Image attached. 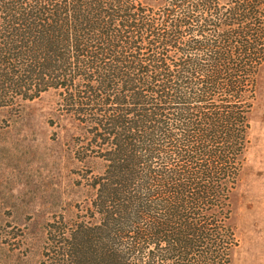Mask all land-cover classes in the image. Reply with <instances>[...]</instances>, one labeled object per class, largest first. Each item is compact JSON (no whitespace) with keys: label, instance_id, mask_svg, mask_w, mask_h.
Here are the masks:
<instances>
[{"label":"trees","instance_id":"16d2710c","mask_svg":"<svg viewBox=\"0 0 264 264\" xmlns=\"http://www.w3.org/2000/svg\"><path fill=\"white\" fill-rule=\"evenodd\" d=\"M263 69L264 0H0V109L52 92L79 129L37 264H233Z\"/></svg>","mask_w":264,"mask_h":264},{"label":"rangeland","instance_id":"374dc122","mask_svg":"<svg viewBox=\"0 0 264 264\" xmlns=\"http://www.w3.org/2000/svg\"><path fill=\"white\" fill-rule=\"evenodd\" d=\"M57 108L56 95L47 92L19 112L0 109V232H24L30 264H37L45 223L82 198L74 185L82 167L72 139L79 129ZM234 205L239 243L233 264H264V69ZM15 257L0 249V264H15Z\"/></svg>","mask_w":264,"mask_h":264}]
</instances>
